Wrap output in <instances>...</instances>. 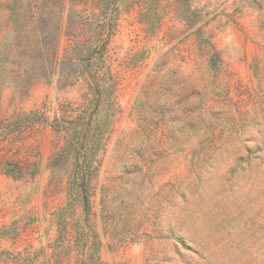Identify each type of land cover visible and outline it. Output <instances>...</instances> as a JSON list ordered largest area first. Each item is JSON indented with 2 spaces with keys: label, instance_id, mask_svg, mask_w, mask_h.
Wrapping results in <instances>:
<instances>
[{
  "label": "rangeland",
  "instance_id": "1",
  "mask_svg": "<svg viewBox=\"0 0 264 264\" xmlns=\"http://www.w3.org/2000/svg\"><path fill=\"white\" fill-rule=\"evenodd\" d=\"M0 264H264V0H0Z\"/></svg>",
  "mask_w": 264,
  "mask_h": 264
},
{
  "label": "trees",
  "instance_id": "2",
  "mask_svg": "<svg viewBox=\"0 0 264 264\" xmlns=\"http://www.w3.org/2000/svg\"><path fill=\"white\" fill-rule=\"evenodd\" d=\"M97 90H98V88H97ZM53 124H55L54 126H57L58 130H62L63 129V127L58 123V121H54ZM87 208H88V201H87V198L84 197V210H86Z\"/></svg>",
  "mask_w": 264,
  "mask_h": 264
}]
</instances>
